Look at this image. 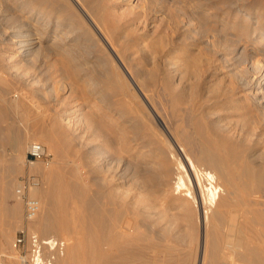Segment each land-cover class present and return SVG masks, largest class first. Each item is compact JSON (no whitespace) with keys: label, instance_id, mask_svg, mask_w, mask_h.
Masks as SVG:
<instances>
[{"label":"bare ground","instance_id":"6f19581e","mask_svg":"<svg viewBox=\"0 0 264 264\" xmlns=\"http://www.w3.org/2000/svg\"><path fill=\"white\" fill-rule=\"evenodd\" d=\"M135 1L0 0V47L13 53L17 59L27 65H32L34 60L53 61L56 74L58 72L65 79L75 77L76 85L81 82L87 88L86 90L94 96L95 103L100 102L107 109V113H113V115H118V118L123 119L128 129L123 131L122 127L123 132L121 133L122 135H129L128 138L123 137V141L120 140L122 142L119 145L122 147V151L119 153V157L108 155L109 151L105 152L104 149L103 152L99 151V154L107 155L106 164L108 166L116 162H123L125 167V172L122 174L108 176L106 172L107 174L94 180V185L106 195L105 206L98 199H88L90 182L85 181L79 167L77 176L71 185L67 186L68 189H64L62 183L58 185L55 183L52 171L45 174L46 187L40 185L30 189L31 197L38 199L41 203L37 219L30 224V231L38 238L41 252L32 254L28 264H80L84 261L79 254L81 250L79 243L73 238H66L69 241L66 251L65 241L59 242L56 239L49 240V238L46 239L47 241H42L39 235L60 233L64 237L69 236V228L72 223H77L76 213L79 212L81 205L87 206L93 213L88 219L83 220L86 231L93 241L92 247L87 251L89 264H174V249L168 245L159 247L153 243V239L164 243L168 236L158 231L153 222L140 219L133 221L131 215L136 214V212L129 206L121 205L113 196L118 194V190L132 187L130 184L129 187L127 185L129 175L136 176L134 188L138 186L140 189L145 188V191L148 190V181L156 182L154 183L155 187L159 188L160 191L166 184L164 179H161V175L159 177L149 176L142 165H139V159L133 157L140 146L152 145L150 141L142 140L140 137L144 126L148 123L145 112L147 109L145 110L143 102L148 105L160 126L166 130L170 137L172 134L149 102V94L154 95L156 92L155 89L148 90V85L151 83L147 80H150L151 72L147 76V73L137 64L133 70L134 54L131 53V50L134 45L127 31L129 28L126 30L124 26L119 25L123 17L129 18L132 22H137L140 20L155 21L159 15L165 17L162 19L167 20V24H165L166 20L164 24L167 25L168 30V34L165 33L168 35V42L162 46L168 45V50L171 51L172 55L176 56V54H180V51L186 54L191 50H197L198 55L200 53L199 56L196 54L198 58L204 54L203 56H207L205 57L209 61L208 63L212 65L209 66L207 63L208 68L206 67L207 70L204 73L209 72L215 63H220V69H224L227 76L234 78L232 81H234L235 86L232 91L218 94L214 103L222 105L231 103L234 104L235 108H238L240 113L237 114L240 119H236L238 120L236 121L230 117L232 120L230 122L231 131L233 129L236 132L241 130L247 138L245 147L240 146L237 141L230 145L225 139H214L210 134V129L216 128L217 123L215 121L214 124L207 123L201 114H196V112L199 113L198 110L200 109L195 111L193 109L183 110L179 109L177 105L173 106L176 117L183 119L176 124L178 125L176 131L180 140H174V143L169 142L167 145L170 148L172 158L176 161V164L175 162L173 164L177 166L176 183L170 187L186 211L182 210L188 213V217L194 212L203 227L204 238H202L203 243H201L200 264H264V8L251 9L248 0H217L220 1L219 5H214V0H137L134 3ZM124 6L127 7L123 9ZM215 11H219L220 14ZM2 22H6V25ZM161 22L163 23V20ZM98 47H100L102 55H96L93 52ZM13 54L11 56L14 58ZM178 57L182 56L179 55ZM205 57H203L204 60ZM185 60L187 59L185 58L180 63H185ZM193 60L195 61L194 58ZM193 60L191 59V61ZM200 60L203 61L202 58ZM189 63L191 62L189 61L187 64ZM197 63L199 64V61ZM98 66L100 68L102 66L104 69L109 67L105 70L106 75L104 77L107 80H104L103 84L95 80L90 73V71L97 72ZM185 67L187 68V66ZM194 68L196 67L191 69L195 70ZM203 68L205 67L203 66ZM153 78L152 80H157ZM3 80L1 79L2 82ZM67 81L71 82L70 80ZM152 82L154 86V81ZM77 86L76 88L73 86L71 91L77 89L81 92L79 90L81 87ZM70 93L73 94L76 91ZM77 96L83 98V96L80 97L79 93ZM0 98L2 97L0 96ZM2 99L6 101L5 97ZM76 102V105L72 102L74 108L63 118V121L66 122L67 126H71V129L67 131L65 127L63 128L61 137L58 136L61 147L57 149L61 153L64 152L66 144L70 141L73 147L68 155L74 158L80 154L77 141L80 137L81 139L84 138L80 136V132L78 133L80 126L94 124V134L98 138L100 135L106 134L102 124L97 122L99 118L94 121L92 118L82 117L80 113L77 115L82 107H79L82 101L77 100ZM11 105L16 109L19 107L17 101ZM124 106L126 110L122 108ZM219 110L225 112L223 108ZM189 111L192 112V123L195 125V133L193 134H190L184 126V115ZM209 111L211 114L213 113L211 110ZM209 111L207 110L208 113ZM107 113L102 118L109 115ZM216 114L218 115V113ZM18 115L20 116L19 112ZM63 115L60 118L64 117ZM228 123H226V127L229 126ZM28 141H30L29 138L18 140L14 148L13 154L15 155L9 161L8 169L5 171L12 174L24 171V153ZM42 142L44 145L47 144L51 150L54 149L50 140H43ZM83 145L85 146V144ZM152 150L154 149L152 148ZM164 153L163 155H166ZM64 154H67L66 151ZM31 166L34 173H40V166H36V163ZM141 173L143 175H140ZM163 173L168 176L167 167ZM132 182L130 183L133 184ZM114 185H117L115 193L111 192ZM13 187H15L13 177H0V205L3 207L7 200L15 198L16 202L11 203L12 206L8 207V212L12 219L17 221L23 215V201L16 195L17 188L13 196ZM165 191H168L167 195L169 196V190ZM65 199H70L75 205V212L71 209L72 215L67 213V203L59 205L57 202ZM137 200L136 198L135 201ZM166 204L169 206L168 202ZM140 213L141 211H137V214ZM242 227L247 229L246 234L241 230ZM138 229H145L148 232L145 239L141 235L132 236V233ZM13 232L12 223L8 227L3 226L1 229V251L5 250V244L14 241ZM53 250H57L52 253L54 255H59L61 251H65V254L63 257L59 256L54 259L55 261L46 260L43 251L45 253L49 251L51 254ZM145 251H149V253L146 254ZM178 259L179 264H182L181 257Z\"/></svg>","mask_w":264,"mask_h":264},{"label":"rangeland","instance_id":"374dc122","mask_svg":"<svg viewBox=\"0 0 264 264\" xmlns=\"http://www.w3.org/2000/svg\"><path fill=\"white\" fill-rule=\"evenodd\" d=\"M136 1L134 3H136ZM213 4L219 5L220 1L214 0ZM248 4H249V7L251 9H254V10L258 9L259 7H261L262 9L264 8V0H248ZM126 7L127 6H124L123 9ZM215 12H219V11H215ZM219 14H220V12H219ZM162 17L163 16L159 15V16H157L155 21L154 20H147V21L146 20L145 21L140 20L137 22H132V20H130L129 18L127 19V18L123 17L121 19V21H120L121 23H119V25L124 26L125 29L129 28L128 30L127 29L126 30L128 31L130 39L132 40V44L134 45L132 50H131V53L134 54V60L132 61V65L134 66L133 70H135V68H136L135 65L137 64L138 66L140 65V67L143 69V71L145 73H147V76L151 72L149 75L150 80H147L148 82L150 81V83H151L148 85V90L155 89L156 92L154 95H152L151 93L149 94V102L154 107L155 111L163 119V121L166 123L169 131L172 134V136L170 137V135L166 132V130H164V128H162V126H160V124L156 120L155 116L153 115V113L148 108V105H146L143 102L142 104L145 107V110L147 109L145 112L147 115V122L148 123H146V125L144 126L140 137L142 138V140L150 141L152 145H150L148 147L140 146V149H138L136 151V153L134 154L133 157L135 159H139V163H140L139 165L140 166L142 165V167L144 168L145 171H147V174L149 176L151 175L153 177H155V176L159 177L161 175L160 176L161 179H164L163 181L166 184H165V187H163V190L161 189L162 191H160L159 188L155 187L156 185L154 183H156V182L148 181V184H147L148 190L147 189L146 190L150 193L149 194L147 191H145V188L140 189L138 186H136L137 188L136 187L134 188L133 185H135L134 182H135L136 176L134 177L133 175H129L128 176L129 181L127 182V185L129 187V184H130V186L132 185V187H129L130 189L127 187L129 190L125 189V188L121 189L120 191L118 190V194H115L113 196H114L115 200L117 202H119L121 205H124L125 207L129 206L130 209H132L136 212V214L131 215V218L133 221L140 219V220H145L147 222H153V223H155L156 229L158 231H161L168 236L166 242H164V243L159 241V240H156V239H153V243L159 247H161L163 245H168L169 247H172L174 249V254H173L174 264H176L177 262L179 264V261H178L179 257H181V259H182V264H184V263L185 264H195V263L200 264V256H201L200 251L202 250V244L201 243H203L202 238H204L203 227L201 226V223H199L194 212L190 215V217H188V213L184 212L186 210L183 209L181 206L182 202L178 201V199H177L178 196L176 194H174L172 189H171V187H173L176 183L177 176H175V175H177V170H176L177 166L175 165L176 164L175 159L172 158V155L170 153V148H168L167 145H169V142L174 143L173 142L174 140H177V141H178V139L180 140V137L178 136L177 131H176V129H177L176 127H178V125H176V124L180 123L181 120L183 119V118L181 119V118L176 117L173 106L177 105V107L179 109H183V110L193 109L195 111V110L200 109V110H198L199 113L196 112V114H198V115L201 114V116H203L206 119L207 123H209V124L213 123L214 124V121H215V123H217L216 125L218 126V128L216 126V128L210 129V134L212 135V137L214 139H216V138L217 139H219V138L225 139V141L230 143V145H232L234 142L237 141L240 146L245 147L247 144V138H246V134L244 132H241V130H238L236 132L235 129H233V131H231L232 125H230V122H232V120H236V119L239 120L240 119L239 115L237 114V113H240V111L237 110L238 108H235L234 104H231V103H227V104L224 103L223 105L214 103L216 98L218 97V94L220 95L221 93H224V92L227 93V92L232 91V88H234V86H235L233 83L234 81H232L234 78L231 76H227V74H225L226 72L224 69H220V63H215L214 67L209 72L204 73V71H206L208 68L207 63L209 61H207L206 55H205L206 57L203 56L204 54L203 55L201 54V56L205 57V60L203 57L200 56V58H202V60H203V61H201L200 58H198L200 53L198 55L197 50H191V51L187 52L189 55H186L187 53L185 54L184 52L182 53L181 51L179 52L180 54H178V55L176 54L177 57L175 55H172L171 51L168 50L169 49L168 45L162 46L163 44L166 45L168 42V38H167L168 35H166V34H168L167 25L165 26V24H167V20L165 19L166 20V22H165V20L162 19ZM163 18H165V17H163ZM162 20H163V23L161 22ZM131 22L133 23V25L131 24ZM139 22H140V25H139ZM145 22H147V23H145ZM164 22H165V24H164ZM5 23L6 22H4L3 24H5ZM137 23H138L139 27H138ZM148 24H149V26H148ZM133 26H135V27H133ZM131 27H133L132 28L133 30H131ZM164 30H166V31H164ZM164 47H165V49H164ZM93 52L96 55H102L100 47L95 48L93 50ZM181 53H182V55H181ZM193 53H194V56L192 57ZM12 54L13 53L8 52L5 48L0 47V87H1L0 88V96L2 98L5 97V99H6V101H4L2 98H0V116H1L0 117V177L1 176H4L6 178H8V177L12 178L13 177V180L15 181V187H13V193L12 194L14 196L15 189L18 187V183L25 176L35 175V176L39 177V179L41 181V186L46 187L47 184L45 183V174L46 173L48 174V172L50 173V171H52V173H53V178H54L55 183L57 185L59 183H62V186H64V189H68V187L71 185V183L75 180V177L77 176V172H78V167H79L80 172L85 177V181L90 182V187H89L88 196H87L88 199L89 200H91L93 198L98 199L101 202V204L103 206H105V204H106L105 196L106 195H105V193H102L96 185H94V180L97 177L103 176L107 173H108V176L109 175H115V174H117V175L122 174L125 172V170H124L125 167H124L123 162H121V163L116 162L117 163V164L115 163L116 165L113 164L111 166H108L106 164L107 163V155L105 154L106 155V157H105L104 154H102V153L99 154V151L103 152L104 150H106L105 152L109 151V153H110V154L108 153V155L113 156V157H119V153L122 151V147L119 145V143H121L124 140L123 137H126V138L129 137L128 134L122 135V133H121L124 130L128 129L127 125H125L123 119L118 118V115H113V113H107L108 111L103 106V104H101L100 102L95 103V99H93L94 96L91 95L90 91L86 90L87 88L84 87L81 82L77 83V85L79 84V86L76 85L75 77L74 78L68 77V79H65L62 76H60L58 74V72L56 74V71H55L56 68L52 64L53 61H51V60L48 61L46 59H41L40 61L34 60L33 64H32L33 66H32V65H27V64L23 63L20 59H17L16 55H14V54L13 55L15 57L13 58V56H11ZM179 55L182 57H184V56L185 57L182 59V57H178ZM190 55H191V57H190ZM185 58L187 59L184 61L185 63H180ZM188 58H189V60H188ZM193 58L195 59V61L193 60ZM191 59L193 61H191ZM189 61L191 63L187 64ZM198 61H199V64L197 63ZM205 61H207V62H205ZM198 65H200V66H198ZM185 66H187V68ZM203 66L205 68H203ZM209 66H212V65L209 64ZM193 67H196V68H194L195 70L191 69ZM200 67H202V68H200ZM106 69H109V67H107ZM106 69H104L102 66H101V68H100V66H98L97 72L90 71V73L95 80H97L98 82L103 84L104 80L105 81L107 80V79H105L106 77H104L106 75L105 74ZM201 69H202V71H201ZM222 70H223V72H221ZM193 71H195V72H193ZM155 72H156V74H155ZM200 72L203 74H201ZM153 75H155V76H153ZM61 77H62V79H61ZM205 77H206V79H205ZM152 78L153 79L156 78L157 80H152ZM198 78H200V79L197 80ZM1 79H4L3 82L1 81ZM63 79H65V80L63 81ZM67 80H70L73 83H71ZM226 80H227V82H226ZM152 81H154V86L152 85V83H153ZM155 81H157V82H155ZM68 83H71L73 85L70 84L71 85V87H70V85ZM155 83H156V85H155ZM228 83H229V85H228ZM104 85H105V83H104ZM73 86L75 88H76V86L79 88L81 87L79 89V90H81V92H79L77 89H75L77 94L73 93V92H75V91H71V90H73L72 88H74ZM225 86H227V87H225ZM219 88H221L223 90V92ZM70 92H72L73 94H71ZM42 93H44V94L42 95ZM78 93H79L80 97L83 96V98L82 97L78 98V96H77ZM55 94H56V96H55ZM62 97H64V98H62ZM75 97H76V99H75ZM54 99H56L57 102ZM59 100H62V101L59 102ZM77 100H80V102L82 101L81 102L82 104L79 106V107H81V106L82 107L77 112V115L80 113V114H82V117H88L90 119L92 118L94 121H96L99 118L97 122H100V124H102V126H103L102 128L106 134L103 136L100 135V138H98L94 134V132H95L94 131V129H95L94 124L93 125L90 124L89 126L88 125L80 126L78 133L80 132L79 133V134H81L80 136H82L84 138L81 139V137H80V139L77 141V143L79 144L80 154L77 158H74V157L68 155V152L73 147V144L70 141H68V144H66V147H65L66 149L64 148V150L67 153L66 155L64 154L65 151L61 153V152L57 151V149H60V147H61L60 142H59V138L61 137L62 132L64 131L63 128L65 127V129L67 131H70V129H71V126H67L66 122L63 121V118L66 117V114H68L72 111V109L74 108L73 104L75 103V105H76ZM14 101H17L20 108L18 107L16 109V107L11 105V103H14ZM72 102H74V103H72ZM196 103H199V104H196ZM59 104H60V106H59ZM63 104H66V105H63ZM96 104H98V105H96ZM197 105H199V106H197ZM97 106H99V107H97ZM201 106H202V108H199ZM94 107H95V109H94ZM215 107H217V108H215ZM122 108L125 109V106ZM221 108H223L225 112H223V111L221 112V110H219ZM240 108L241 107L239 106V109ZM207 110L208 111L211 110V112H213L212 114H214L215 116L212 115L210 113V111L208 113ZM232 110H234V111H232ZM214 111H219V112H214ZM228 111H229V113H228ZM18 112L20 113V116L18 115ZM65 112H67V113H65ZM104 112H106L109 115H107L105 118H102L106 114ZM216 113H218V115ZM61 115H63L64 117L60 118ZM192 116L193 115H192L191 111H189L188 113H185V115H184V123H185L184 126L187 128L186 129L187 131L189 130L188 132L190 134L195 133V125L192 123V119H193ZM75 117H76V115H75ZM114 117H115V120H114ZM230 117L232 118V120L230 119ZM102 119L105 121V123ZM100 120L103 121V123H101ZM238 120H236V121H238ZM97 122H95V123H97ZM187 123H189L190 125H188ZM226 123H228L229 126H227V127L228 128L230 127L229 129L226 127V125H227ZM223 124H225L224 125L225 128H224ZM117 125H120V126H117ZM11 126H13V127H11ZM122 127H123V129H122ZM224 131H226V132H224ZM230 131H231V133H230ZM239 131L241 134L238 133ZM144 132H145V134H144ZM243 134H245V135H243ZM58 136H59V138H58ZM22 138L23 139H25V138L30 139V141L27 142L25 153H24V157H25V160H24L25 165L23 164L24 165V171L21 173L12 174L9 171H5V169H8L9 161L15 155L13 153H14V148L16 146V143L18 142V140H21ZM43 140L44 141L50 140L53 143L54 149L51 150V148L49 146H47V144L44 145V142H42ZM120 140H122V141H120ZM231 141H232V143H231ZM36 143L43 145L46 149V158L36 162V166H40V169H41L40 173H34L32 171V169H33L32 166L27 163L28 150L31 147V145L36 144ZM80 144H82V145H80ZM83 144H85V146ZM152 148L154 150H152ZM164 149H165L166 153H164L165 152V151H163ZM161 151H163V152H161ZM163 153L166 155H163ZM116 154H117V156H116ZM88 158H90L92 161L89 160ZM67 160H69V161H67ZM162 161H163V163H162ZM166 162H167V164H166ZM174 162H175V164H173ZM164 163L167 166H165ZM105 166H106V169H105ZM165 167H167L169 170L168 176H166L163 173L165 171ZM127 174H128V172H127ZM129 174H131V173H129ZM140 175H143V174L141 173ZM148 175H146V176H148ZM130 182H132L133 184H131ZM63 183H64V185H63ZM66 183H67V185H66ZM167 183H169L170 185ZM116 188H117V185H114L112 187L111 192L115 193ZM131 189H132V191H131ZM158 189H159V191H158ZM164 189L169 190V196L170 197L167 195L168 191H165ZM127 191H129V192H127ZM165 192H167V193L165 194ZM29 195H30V193H29ZM147 196H149L148 199H147ZM135 197L138 199L137 201H135L136 200ZM168 197H169V200H168ZM163 199H165V200L163 201ZM166 201L169 203V206L166 204L167 203ZM173 201H175V202H173ZM15 202H16L15 198H11L5 202L3 207L0 205V224H1L0 225V234H1V229L3 228V226L8 227L12 223L13 228H14V232H13L14 233V238H13L14 241L13 242L11 241L10 244H5L6 248L4 251L0 250V264H22V262L20 261V251L17 249L15 243H16V235H17L18 231L25 224V205H24V203H22V214L23 215L21 216V218H19V220H17V221H14L12 219V217L9 215L8 207L12 206V204H14ZM57 202L59 205H65V203H67V213L69 215H72V210H73V212H75V205H73V201H71L70 199H65L63 201L58 200ZM142 203H144V204H142ZM141 205H143V206H141ZM155 205H158V206H155ZM160 205L161 206L163 205V207H161ZM149 206L152 207L151 210H149V208H150ZM81 208H80L79 212L76 213V216L78 217L76 220L77 223H72L70 228H69V236L64 237L60 233L49 234L46 236H44L42 234H39V235H40V238L42 241H47L46 240L47 238H49V240L50 239H56L59 242L65 241L66 242V246H65L66 251H67V247L69 244V241L66 240V238H73L76 242L79 243V246L81 249L79 254H80V257H82L84 260V261H82L83 263L80 262V264H89V259L87 257V251L90 249V247H92L93 241H92L90 235L86 231V227L83 223V220L88 219L91 216V214H93V213L87 206L83 207L81 205ZM86 208H87V210H86ZM164 210L167 212L165 213ZM137 211H141V213L137 214ZM79 213H80V215H79ZM152 213H153V215H152ZM164 214H165V216H163ZM180 219H182V220H180ZM195 221H196V223L194 224ZM189 223H190V225H189ZM241 230L245 234L247 233V232H245V231H247L246 228L242 227ZM147 234H148V232L145 229H138V230H135L134 233H132V236L137 237V236L141 235L143 237V239H145ZM186 235H188V236H186ZM1 237H2V235L0 236V239H1ZM78 237H79V239H77ZM139 243H142V242H139ZM197 244H199V245H197ZM193 248H194V250H193ZM195 249H197L196 252H195ZM55 251H57V250L51 251V254L49 251H46V253H45V251H43L45 259L46 260H48V259L54 260V259H57L59 256L63 257L65 254V251H61L59 255L52 254ZM145 252H146V254L149 253V251H145ZM175 252L176 253L178 252V253L176 254ZM8 253H10V254H8ZM7 255H8V257H7ZM194 256H195V258H194Z\"/></svg>","mask_w":264,"mask_h":264},{"label":"built area","instance_id":"2783aa9c","mask_svg":"<svg viewBox=\"0 0 264 264\" xmlns=\"http://www.w3.org/2000/svg\"><path fill=\"white\" fill-rule=\"evenodd\" d=\"M46 158V149L41 144H33L28 150L27 163L33 165L34 163ZM41 181L35 175L25 176L16 189V195L20 198L25 205V224L18 231L16 235V247L20 251L21 262L28 264L30 256L34 253L39 254L41 248L39 247L38 238L30 231V224L33 223L41 209V203L38 199L32 198L29 195L30 189L39 187Z\"/></svg>","mask_w":264,"mask_h":264}]
</instances>
